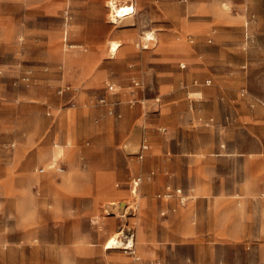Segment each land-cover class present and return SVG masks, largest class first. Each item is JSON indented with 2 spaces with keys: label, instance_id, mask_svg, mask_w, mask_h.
Returning <instances> with one entry per match:
<instances>
[{
  "label": "rangeland",
  "instance_id": "374dc122",
  "mask_svg": "<svg viewBox=\"0 0 264 264\" xmlns=\"http://www.w3.org/2000/svg\"><path fill=\"white\" fill-rule=\"evenodd\" d=\"M110 1L0 0V264L136 260L135 241L134 254L124 246L141 201L163 241L171 218L191 213L199 264H264V0H119L133 13L116 23ZM160 45L171 51L149 57ZM131 99L143 101L138 119L123 115ZM168 185L184 206L157 197ZM213 205L227 209L226 246L211 245ZM118 233L124 248L107 249ZM162 246L153 264L186 254Z\"/></svg>",
  "mask_w": 264,
  "mask_h": 264
},
{
  "label": "crops",
  "instance_id": "0c3cea01",
  "mask_svg": "<svg viewBox=\"0 0 264 264\" xmlns=\"http://www.w3.org/2000/svg\"><path fill=\"white\" fill-rule=\"evenodd\" d=\"M177 21H179V22H173V25L175 26L174 29L179 30V31L185 30L183 28L182 22H180L181 19L179 18V19H177ZM228 21L231 22V20H228L227 18L222 20L223 23H227ZM190 29L193 30V29H197V28H195V27L186 28V30H190ZM135 34H136V32L134 29L132 32H130V37H134ZM96 36H97V34H96ZM113 38H114V28L112 27V29L110 31L108 30L106 33L107 44H109L110 40ZM97 40L98 39L96 37L93 38V40L91 42V50H92L94 56H102V54L98 48L99 42ZM172 50H175V48L174 49L172 48ZM168 51H171V48L169 46L160 45V47L156 46V48L151 49L147 53H148V56L150 57L154 53H156V54L161 53L163 55L164 53H166ZM156 56H159V55H156ZM164 56H166V55H164ZM159 57H161V56H159ZM100 79H101L100 76L98 74H96L89 81L82 79V83H86L87 85H92V84L98 83V81ZM78 81H79L78 78H74V82H78ZM107 83H110V82H107ZM163 86L164 85H162V88H163ZM131 87H133L134 89H139V86L134 87L132 85V83H131ZM116 93L117 92L115 90L114 94H116ZM109 94H111V93H109ZM114 94H111V95H114ZM77 98L80 99V96H78ZM132 101L137 103V105L135 104L136 108L134 110H132L133 106H128L127 108H125V111H123V115H125V117L127 116V118L129 120L130 119L131 120L132 119H138L140 112H139V109L137 107L141 105L140 102L143 103L142 100L137 101L136 99H131L128 103H131ZM114 111H115V113L119 114V112L121 110L118 108V106L116 108L114 106ZM121 113H122V111H121ZM62 115L64 117L66 114L62 113ZM63 122H64V119H63ZM173 160L175 162V159H173ZM174 162L168 161V160H160L157 162L156 165L159 168H164V167H169L171 165L175 166ZM213 208L214 209H212L213 210V216L212 217L214 219V224L211 225V228H212L211 233L213 235L212 238H214V240H215V238L218 240L217 241L213 240V242H211L212 243L211 245H212V247H214L215 245L226 246L228 243H230V242H227V235H228V233L233 232L227 226V209H225L226 207H222V206H219V208H217L214 205H213ZM164 211H169V210L165 209ZM152 213L153 212L148 209L145 202L141 201L139 203V212L136 216V223L134 224L135 236H133V240H128L124 246V247H129V242L135 241V248H136V253L138 254V258L136 260H130L131 259L130 257H121L119 255L117 256V254L115 252L109 251L108 253H106L108 255L107 256L108 263L109 264H153V261L155 258H157L160 262L162 259H164V257L160 258V256H162V248H163L162 245H163V243H168L172 249L176 250V252H179V251H185L186 252L185 255H183V254L179 255V253H178V255H176V257H174V259H173L174 264H190V263L191 264H199L200 258L196 257V253H197V252H195L196 246L192 241L193 238L191 237L195 232L194 225L196 224V220L193 217L190 218L191 213L188 210H186V211H182L178 216H174L171 218L170 226L168 227L170 235H169V239H167V241H163V237L160 235H157L158 231L156 230V228H157L156 226L151 225L147 222L146 218L149 217L148 216L149 214L152 215ZM153 215H155V214H153ZM213 219H212V221H213ZM146 233L148 234V236L145 235ZM228 236H230V235H228ZM116 247H117L116 249L124 248V247L120 248V246L119 247L116 246ZM132 248H133V246L131 247L130 250H128V248L124 249V250H127V251H125V253L134 254V252H132ZM167 248L169 249L170 247H167ZM198 254H200V251ZM122 258H124V259H122ZM222 262L223 261H220L213 256V257H210L206 262H202V263L203 264H221Z\"/></svg>",
  "mask_w": 264,
  "mask_h": 264
},
{
  "label": "bare ground",
  "instance_id": "6f19581e",
  "mask_svg": "<svg viewBox=\"0 0 264 264\" xmlns=\"http://www.w3.org/2000/svg\"><path fill=\"white\" fill-rule=\"evenodd\" d=\"M119 2V0H111L109 2V21L116 23L119 19L120 20H124L126 18L129 17V15L131 13H133V7H131L130 5L124 6V5H118L117 3ZM147 40H151L154 39L151 36V33H146V37H144ZM120 47V44L118 43V41H110L108 44V51L110 55H116V53L118 52ZM135 192L133 193V195L135 196ZM138 199V198H137ZM135 204L137 205V202H135ZM115 205L114 202L109 201V203L106 205V207H110ZM119 234H115L114 236H112L111 238H109L107 240V242L105 243L106 248L107 249H116L117 245H121L118 237ZM133 246L132 241L129 242V247L131 248ZM119 247V246H118ZM129 247H125V248H129Z\"/></svg>",
  "mask_w": 264,
  "mask_h": 264
},
{
  "label": "built area",
  "instance_id": "2783aa9c",
  "mask_svg": "<svg viewBox=\"0 0 264 264\" xmlns=\"http://www.w3.org/2000/svg\"><path fill=\"white\" fill-rule=\"evenodd\" d=\"M183 1H186V0H183ZM207 84H208V81H207ZM132 85L134 87H138L139 86V83L138 82H132ZM68 90L67 87L64 86V88H60L59 90V94H62L64 92H66ZM105 91L107 93H111V94H114L115 93V85H113L112 83H106L105 84ZM104 98H100L99 99V102L100 103H104ZM109 113L110 114H113L114 113V110L113 109H110L109 110ZM148 148V145H147V142L145 140H143L139 146V150H138V153L136 154V158L138 160H142L143 156H144V152L147 150ZM141 183V179L139 177H136L135 179L132 180V190L135 191L137 190V188L139 187V184ZM158 198H163V199H166V200H169L171 198H174L177 200L178 204L180 206H184L185 204V198L183 197L182 193H181V190L179 188H170V186H166L165 187V192L162 196H157ZM161 215L164 216L166 215V211H162L161 212ZM131 248L129 247L128 250H130Z\"/></svg>",
  "mask_w": 264,
  "mask_h": 264
}]
</instances>
